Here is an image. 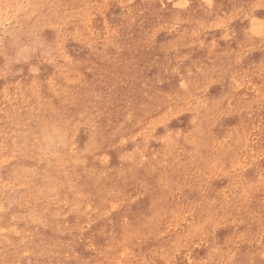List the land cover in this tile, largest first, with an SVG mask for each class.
Here are the masks:
<instances>
[{
  "label": "rangeland",
  "instance_id": "rangeland-1",
  "mask_svg": "<svg viewBox=\"0 0 264 264\" xmlns=\"http://www.w3.org/2000/svg\"><path fill=\"white\" fill-rule=\"evenodd\" d=\"M0 264H264V0H0Z\"/></svg>",
  "mask_w": 264,
  "mask_h": 264
}]
</instances>
